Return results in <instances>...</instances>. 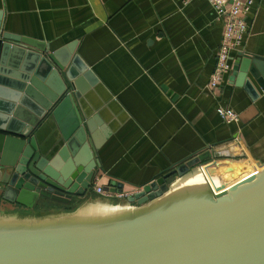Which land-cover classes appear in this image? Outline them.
Listing matches in <instances>:
<instances>
[{"label": "water", "instance_id": "1", "mask_svg": "<svg viewBox=\"0 0 264 264\" xmlns=\"http://www.w3.org/2000/svg\"><path fill=\"white\" fill-rule=\"evenodd\" d=\"M76 47L0 24V264H264V164L244 154L193 155L128 200L92 195L99 144L80 99L98 79ZM232 71L253 100L264 91V52Z\"/></svg>", "mask_w": 264, "mask_h": 264}, {"label": "crops", "instance_id": "2", "mask_svg": "<svg viewBox=\"0 0 264 264\" xmlns=\"http://www.w3.org/2000/svg\"><path fill=\"white\" fill-rule=\"evenodd\" d=\"M1 23L51 51L77 43L98 79L80 104L94 122L99 187L123 183L134 191L218 147L264 164V91L256 85L253 100L233 71L210 89L224 23L206 0H0ZM247 26L233 67L240 55L264 52V0H256ZM219 107L239 122L224 123Z\"/></svg>", "mask_w": 264, "mask_h": 264}, {"label": "built area", "instance_id": "3", "mask_svg": "<svg viewBox=\"0 0 264 264\" xmlns=\"http://www.w3.org/2000/svg\"><path fill=\"white\" fill-rule=\"evenodd\" d=\"M190 3L193 0H184ZM213 9L215 16L222 19L224 31L222 41L217 52L215 70L210 79V89H219L225 79L230 75L233 69L232 53L237 51L245 41L248 26L247 18L251 13L256 0H206ZM217 114L226 124L238 123L239 115L231 108L219 107ZM97 179L92 184V190L96 195L113 198V199H130L137 193L143 191V187L134 191L116 190L111 192L110 189L99 187Z\"/></svg>", "mask_w": 264, "mask_h": 264}, {"label": "bare ground", "instance_id": "4", "mask_svg": "<svg viewBox=\"0 0 264 264\" xmlns=\"http://www.w3.org/2000/svg\"><path fill=\"white\" fill-rule=\"evenodd\" d=\"M240 167H242L243 171L247 174L252 173L253 172V167L250 166H245L244 164H239ZM254 168H255V164H254Z\"/></svg>", "mask_w": 264, "mask_h": 264}, {"label": "trees", "instance_id": "5", "mask_svg": "<svg viewBox=\"0 0 264 264\" xmlns=\"http://www.w3.org/2000/svg\"><path fill=\"white\" fill-rule=\"evenodd\" d=\"M73 208H74V205H73Z\"/></svg>", "mask_w": 264, "mask_h": 264}]
</instances>
